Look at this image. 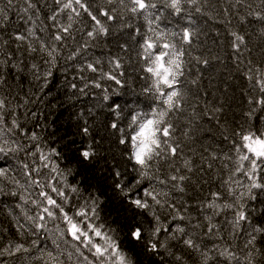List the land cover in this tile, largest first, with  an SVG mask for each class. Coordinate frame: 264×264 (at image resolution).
<instances>
[{
  "label": "snow or ice",
  "instance_id": "snow-or-ice-1",
  "mask_svg": "<svg viewBox=\"0 0 264 264\" xmlns=\"http://www.w3.org/2000/svg\"><path fill=\"white\" fill-rule=\"evenodd\" d=\"M52 4L0 0V264H264V222L252 218L264 217V207H251L264 205V0ZM195 16L225 25L228 56L246 81L247 109L235 126L222 118V100L201 107L202 97L193 100L183 87L199 85L211 60L223 62L194 51ZM233 18L243 27L234 28ZM117 23L137 39L143 93L151 100L147 111L128 114L126 126L120 104L107 105L106 127L124 146L128 173L108 165L83 112L76 114L79 141L44 135L43 106L52 103L53 89L70 91L69 99L99 89L108 101L110 87L115 95L126 87L119 55L107 66L88 58ZM119 47L128 51L127 42ZM213 124L226 151L207 143ZM81 169L97 173V183L80 180ZM212 182L215 190L203 199L184 198L189 186L203 193ZM113 199L124 214L117 209L119 220L110 223L101 213Z\"/></svg>",
  "mask_w": 264,
  "mask_h": 264
},
{
  "label": "trees",
  "instance_id": "trees-1",
  "mask_svg": "<svg viewBox=\"0 0 264 264\" xmlns=\"http://www.w3.org/2000/svg\"><path fill=\"white\" fill-rule=\"evenodd\" d=\"M47 4L51 7H55L52 4V0H46ZM220 7L224 4V0H213ZM50 9H45V14L48 13ZM223 19V17H220ZM194 19L200 26V34L196 40V45L198 46L194 51L196 54H203L206 56L219 55L222 57L223 62L218 60H211L210 66L208 68H203L200 84L197 86L191 85L188 81L184 82L183 87L189 90L190 97L194 100L197 95L202 97L200 101L201 107L203 101L208 100L212 103H218L221 100L224 102V114L222 118H226L228 125L235 126L238 120L242 121V113L247 109V97L244 95V89L246 88V81L235 72V66L228 56V44L226 27L224 24H215L212 22L205 23L206 18L195 16ZM232 26L234 28H242L243 26L238 24V21L233 18ZM76 27H80L77 25ZM85 31L88 25H84ZM217 30L220 35L217 36ZM131 29L121 30L119 24L112 25V31L109 37L101 38L99 42H95L96 46L88 50V58L91 60L93 58H99L107 66V60L109 56L119 55L122 58L124 64V71L126 73L125 79L127 81L126 87L120 89L119 95L111 94V87L109 88L110 99L105 101L103 99V92L99 89L90 88L88 89V95H79L73 99H69L72 93L69 91L67 94L63 88L53 89V95L49 97L52 102L49 104L46 102L43 106V111L48 116L47 132L44 135L47 138L48 133H55L49 139V142L59 141L61 137H68L69 139H76L79 141L81 137L77 134V120L76 114L83 112L84 116L88 119L92 126L94 135H97V139L101 140V153L102 156L107 157L108 165H116L120 170L128 173L131 172V168L127 161L126 156L123 154L124 146L119 145L117 136L118 134H113L110 128L106 125L110 122L111 114L108 111L107 105L116 101L120 104L123 109V115L121 117L122 126H126L129 113L135 111H147L151 100L146 97L143 93V88L145 87V81L141 79L140 71V61L137 58V39L132 38L129 35ZM82 33L76 32L77 41L82 42ZM86 38V36L84 37ZM219 41V42H218ZM127 42L128 51L124 52L120 49V44ZM195 67H193V76H195ZM91 75V74H88ZM78 83H82L78 81ZM105 86L108 83L105 82ZM28 85H25V90ZM91 110V111H89ZM213 126V139L207 143H211L212 147L220 152L221 150H227L229 147L228 142L223 141L219 136L218 129ZM207 135V133H206ZM66 142V141H65ZM197 151L202 149L199 145H196ZM185 154L191 156L187 148H185ZM71 156V152H68ZM194 159L199 162V155H196ZM101 167H104L103 161L101 162ZM75 167V165H73ZM215 168H220V161L214 162ZM97 175L92 170L81 169L80 180H87L88 183L95 185L97 183L96 179L93 177ZM212 175H215L213 172ZM211 180V177H209ZM190 187V194L185 199L194 201L195 197L203 199L210 191H214L216 184L212 182L210 184L202 185L204 191L200 193L194 188ZM110 192V190H109ZM176 196L181 194L176 193ZM9 203H13V200L9 199ZM251 207L257 209L264 207V205L259 204V202H253ZM117 209H119L120 215L124 214V207L121 206L119 199H113L111 203L104 206V211L101 213L102 216H109V222L119 220L117 215ZM253 220H261L264 222V217L259 215V212L252 214ZM3 219V217H0ZM6 223V222H5ZM242 242V241H241Z\"/></svg>",
  "mask_w": 264,
  "mask_h": 264
},
{
  "label": "bare ground",
  "instance_id": "bare-ground-1",
  "mask_svg": "<svg viewBox=\"0 0 264 264\" xmlns=\"http://www.w3.org/2000/svg\"><path fill=\"white\" fill-rule=\"evenodd\" d=\"M241 242V241H240Z\"/></svg>",
  "mask_w": 264,
  "mask_h": 264
}]
</instances>
